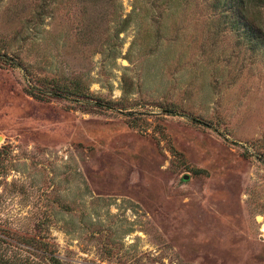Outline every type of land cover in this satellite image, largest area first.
<instances>
[{"label":"rangeland","instance_id":"1","mask_svg":"<svg viewBox=\"0 0 264 264\" xmlns=\"http://www.w3.org/2000/svg\"><path fill=\"white\" fill-rule=\"evenodd\" d=\"M230 3L0 0V264H264V0Z\"/></svg>","mask_w":264,"mask_h":264},{"label":"trees","instance_id":"2","mask_svg":"<svg viewBox=\"0 0 264 264\" xmlns=\"http://www.w3.org/2000/svg\"><path fill=\"white\" fill-rule=\"evenodd\" d=\"M254 0H231V3L230 4H233L232 5V9H235V10H238L239 11V14H237V18H246V13L245 11H247V7L250 3H253ZM235 24V22H234ZM244 34H247L244 33ZM59 89H56L55 91L53 92H62L64 91V89H61L59 86H58ZM54 90V89H53ZM64 92H67V91H64ZM53 261L57 262L58 260L54 257V256H51L50 257Z\"/></svg>","mask_w":264,"mask_h":264}]
</instances>
